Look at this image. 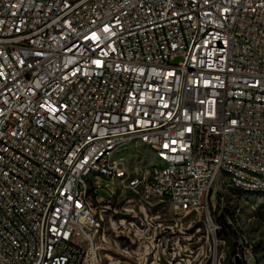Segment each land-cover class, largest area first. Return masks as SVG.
Listing matches in <instances>:
<instances>
[{
  "label": "built area",
  "instance_id": "built-area-1",
  "mask_svg": "<svg viewBox=\"0 0 264 264\" xmlns=\"http://www.w3.org/2000/svg\"><path fill=\"white\" fill-rule=\"evenodd\" d=\"M223 187L264 195V0H0V264H165L152 201L214 234Z\"/></svg>",
  "mask_w": 264,
  "mask_h": 264
},
{
  "label": "rangeland",
  "instance_id": "rangeland-1",
  "mask_svg": "<svg viewBox=\"0 0 264 264\" xmlns=\"http://www.w3.org/2000/svg\"><path fill=\"white\" fill-rule=\"evenodd\" d=\"M119 152L133 158L131 164L157 162L156 156L143 145L129 146ZM101 185L117 190L116 184L106 178L101 179ZM222 190L220 207L224 214L221 213L223 216L220 217L211 213L210 217L215 224L224 223L234 232L230 237L232 245L217 237L220 227L214 234L209 231L203 213H178L166 199L165 202L152 201L156 205L149 213L157 216L165 227V264H234L240 235L245 236L259 264H264V195L245 193L231 187H223ZM102 194L108 195L106 191ZM210 199L216 200V188Z\"/></svg>",
  "mask_w": 264,
  "mask_h": 264
},
{
  "label": "trees",
  "instance_id": "trees-1",
  "mask_svg": "<svg viewBox=\"0 0 264 264\" xmlns=\"http://www.w3.org/2000/svg\"><path fill=\"white\" fill-rule=\"evenodd\" d=\"M223 215H220V217ZM234 235V232L230 230V227L224 223L220 224V228L218 229L217 237L220 239L226 240L229 245H232L231 236Z\"/></svg>",
  "mask_w": 264,
  "mask_h": 264
},
{
  "label": "water",
  "instance_id": "water-1",
  "mask_svg": "<svg viewBox=\"0 0 264 264\" xmlns=\"http://www.w3.org/2000/svg\"><path fill=\"white\" fill-rule=\"evenodd\" d=\"M236 264H240V260L239 259H236Z\"/></svg>",
  "mask_w": 264,
  "mask_h": 264
}]
</instances>
